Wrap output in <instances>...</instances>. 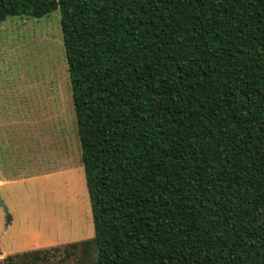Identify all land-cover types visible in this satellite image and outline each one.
I'll list each match as a JSON object with an SVG mask.
<instances>
[{
    "label": "trees",
    "instance_id": "obj_1",
    "mask_svg": "<svg viewBox=\"0 0 264 264\" xmlns=\"http://www.w3.org/2000/svg\"><path fill=\"white\" fill-rule=\"evenodd\" d=\"M57 9L95 227L74 264H264V0H0V21Z\"/></svg>",
    "mask_w": 264,
    "mask_h": 264
},
{
    "label": "rangeland",
    "instance_id": "obj_2",
    "mask_svg": "<svg viewBox=\"0 0 264 264\" xmlns=\"http://www.w3.org/2000/svg\"><path fill=\"white\" fill-rule=\"evenodd\" d=\"M0 197V264L95 235L59 9L0 21Z\"/></svg>",
    "mask_w": 264,
    "mask_h": 264
},
{
    "label": "water",
    "instance_id": "obj_3",
    "mask_svg": "<svg viewBox=\"0 0 264 264\" xmlns=\"http://www.w3.org/2000/svg\"><path fill=\"white\" fill-rule=\"evenodd\" d=\"M0 203L3 206L5 212L7 213V206L4 204L3 200L1 199V197H0ZM7 215H8V218H9V214L8 213H7Z\"/></svg>",
    "mask_w": 264,
    "mask_h": 264
}]
</instances>
